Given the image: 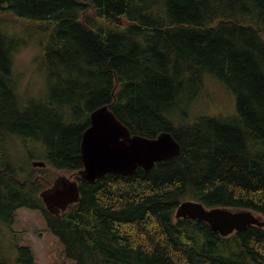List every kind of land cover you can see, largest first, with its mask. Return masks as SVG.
<instances>
[{
  "label": "trees",
  "instance_id": "16d2710c",
  "mask_svg": "<svg viewBox=\"0 0 264 264\" xmlns=\"http://www.w3.org/2000/svg\"><path fill=\"white\" fill-rule=\"evenodd\" d=\"M23 48L40 88L16 72ZM210 77L235 114L188 120ZM102 106L132 136L170 133L179 155L82 182L81 136ZM60 171L80 198L54 216L39 192ZM185 201L264 218V0H0V264H37L12 229L20 209L57 239L54 264H264V228L221 237L176 220Z\"/></svg>",
  "mask_w": 264,
  "mask_h": 264
},
{
  "label": "water",
  "instance_id": "95a60500",
  "mask_svg": "<svg viewBox=\"0 0 264 264\" xmlns=\"http://www.w3.org/2000/svg\"><path fill=\"white\" fill-rule=\"evenodd\" d=\"M89 123L80 140L82 169L77 172L79 179L85 183L93 184L108 174L131 176L138 169L150 172L157 162L174 158L180 153V145L168 132H162L155 138L132 136L108 106L95 109L90 114ZM44 165L43 162L32 163V166ZM39 196L45 210L58 216L79 201V184L77 180L58 177L54 185ZM185 218L206 223L224 238L250 226L264 228V218L250 211L206 209L195 201L178 205L175 219Z\"/></svg>",
  "mask_w": 264,
  "mask_h": 264
},
{
  "label": "rangeland",
  "instance_id": "374dc122",
  "mask_svg": "<svg viewBox=\"0 0 264 264\" xmlns=\"http://www.w3.org/2000/svg\"><path fill=\"white\" fill-rule=\"evenodd\" d=\"M34 55L36 56L34 50L23 48L14 57V62L16 65V72L23 74L22 86L33 87L36 89L41 83L40 78L34 74ZM27 79L31 80L29 84H25ZM197 96L196 101L189 110L190 117L188 120L203 115H215L217 117L228 118L235 114V101L233 95L223 85L211 77L210 79H205L203 89ZM33 162L41 161L34 160ZM32 167L41 168L38 166ZM75 176L76 173L74 172L60 171L57 172V175L54 177L55 179H53L56 181L58 177H64L70 180H76ZM41 192H39V194ZM12 229L17 237H19V240H17L18 243L29 247L37 264H54V261L56 260L55 255L60 250V246L55 236L50 234L46 229L40 213L28 209L18 210L16 213V222L12 226Z\"/></svg>",
  "mask_w": 264,
  "mask_h": 264
}]
</instances>
